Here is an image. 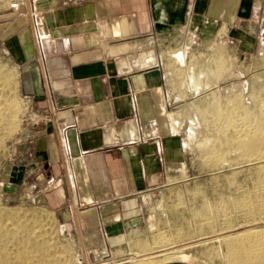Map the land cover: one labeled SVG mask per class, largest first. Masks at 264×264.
<instances>
[{
    "label": "crops",
    "instance_id": "1",
    "mask_svg": "<svg viewBox=\"0 0 264 264\" xmlns=\"http://www.w3.org/2000/svg\"><path fill=\"white\" fill-rule=\"evenodd\" d=\"M14 9L0 19V53L17 70L22 112L1 146L0 198L63 215L84 261L140 246L142 203L184 156L160 47L226 36L240 54L264 53V0H28Z\"/></svg>",
    "mask_w": 264,
    "mask_h": 264
},
{
    "label": "rangeland",
    "instance_id": "2",
    "mask_svg": "<svg viewBox=\"0 0 264 264\" xmlns=\"http://www.w3.org/2000/svg\"><path fill=\"white\" fill-rule=\"evenodd\" d=\"M26 2L0 0V19L15 10L14 5L23 9ZM160 50L168 112L184 156L142 203L146 222L140 246L84 261L62 229L63 215L28 199L0 198V210L17 212L21 222L31 224L14 230L6 221L9 235L0 241V264H22L24 259L25 264H264V178L254 175V165H238L236 152L223 149L231 147L228 140L244 128L243 109L264 112V53L240 54L226 36L222 42L203 44L186 37ZM176 51L181 58L173 56ZM0 74L1 155L22 104L17 99V70L1 53ZM193 80L203 86L195 94ZM236 103L237 128L232 129L217 115ZM215 135L218 144L207 140ZM22 250L29 256L19 257Z\"/></svg>",
    "mask_w": 264,
    "mask_h": 264
},
{
    "label": "bare ground",
    "instance_id": "3",
    "mask_svg": "<svg viewBox=\"0 0 264 264\" xmlns=\"http://www.w3.org/2000/svg\"><path fill=\"white\" fill-rule=\"evenodd\" d=\"M2 77L3 76L0 74L1 79H3ZM191 79H194V76ZM193 81H194L195 93H198L203 88V86L198 81L196 80H193ZM209 86H210L209 84H206L204 87L208 88ZM215 108L216 107H211L212 110H215ZM261 110L257 108L254 109L253 111H248L246 109H243V112H242L243 114L240 119L242 122V126H244V128H241V130L237 129L239 131H235L236 136L228 140L232 146L224 147L223 149L225 150V152H229V151L236 152L238 155V159H240L237 162L238 165H242V164L254 165V170H253L254 175L257 177L264 178V112H262ZM237 112H238V108H237V103H236V104L224 107L223 115L218 114L217 117L220 119H223V121L227 125H229L232 129H234L235 127L237 128L238 120L237 118H235L236 116L235 114ZM248 126H252V127L249 128ZM192 131L194 133L193 129ZM207 140H212L213 142L215 140L216 144L219 143V139L216 135L213 137H209ZM241 202L242 201H240V203ZM6 221H10L11 223L10 225L13 226L12 227L13 229L14 228H24V227H28L29 225H31V224L21 222L20 215L17 212L0 210V241H1V238H5L6 236L9 235L6 232L8 228V225H6ZM10 235L13 241H15L16 240L15 231H12ZM19 243H23V247L26 246L25 242L20 241ZM0 246H1V243H0ZM20 256H29V253L26 250H22L19 253V257ZM25 261L28 262V259L26 260L24 259L23 261L24 264H25Z\"/></svg>",
    "mask_w": 264,
    "mask_h": 264
},
{
    "label": "built area",
    "instance_id": "4",
    "mask_svg": "<svg viewBox=\"0 0 264 264\" xmlns=\"http://www.w3.org/2000/svg\"><path fill=\"white\" fill-rule=\"evenodd\" d=\"M30 16H31V18H32V22H33V24L36 26V28H37V25H38V22H39V20L41 19V15L35 10V8L32 6L31 7V10H30ZM36 37H37V43H38V45L41 47V40H42V35H40L39 33H38V30H37V32H36ZM41 57V59L43 58L42 56H40ZM41 117V115L40 114H38V113H32V115H31V120L32 121H34V122H36L39 118ZM44 118H48V115L47 114H45V116H44Z\"/></svg>",
    "mask_w": 264,
    "mask_h": 264
}]
</instances>
